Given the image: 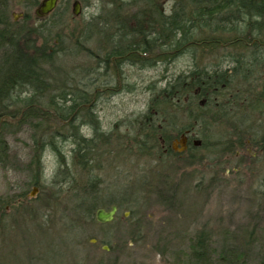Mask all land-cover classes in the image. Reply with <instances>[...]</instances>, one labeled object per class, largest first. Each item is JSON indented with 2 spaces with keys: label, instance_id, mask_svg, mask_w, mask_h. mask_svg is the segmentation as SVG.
<instances>
[{
  "label": "rangeland",
  "instance_id": "1",
  "mask_svg": "<svg viewBox=\"0 0 264 264\" xmlns=\"http://www.w3.org/2000/svg\"><path fill=\"white\" fill-rule=\"evenodd\" d=\"M38 1L0 0V5L5 4L11 17L17 18V29L27 25L38 30L34 35L38 47L45 39L49 41L47 46H58L56 61L45 68L52 78L50 94L58 95L66 86L85 90L91 97L87 105L93 108L104 131L117 129L115 133L126 140L127 133L136 135L139 122L146 121L153 88L157 92L163 90L194 68L188 56L158 63L153 68L131 64L125 57L119 59L122 64L119 62L121 70L117 73L106 71L103 66L98 71L99 57L95 55L102 44L101 31L89 35L87 29L100 27L98 17L106 13L105 3L78 0L81 11L75 15L76 0H58L52 15L39 18L35 13ZM160 2L168 13L172 1ZM126 12L131 16L134 8ZM24 14L28 23L21 20ZM101 29L107 27L102 25ZM230 46L217 53L243 52L244 60L250 61V47L241 52L234 50V44ZM239 46L236 44V48ZM204 55L210 57L203 64L212 65L213 52L209 50ZM248 66L251 69H246L245 75H236L226 94L216 99L217 110L209 113L211 125L203 130L200 123L192 129L195 140L202 138L206 147L190 153L189 146L182 149L179 144L175 155L158 149L148 156L139 152L134 141H129L122 142L123 147L114 142L99 151L103 169L97 175L102 182L96 189L107 196L118 192L123 202L109 223L91 224L83 218L78 223L72 213L80 200H76L67 184L66 173L76 172L67 122L51 119L46 123L44 145L48 148L43 154L37 187L31 185L34 177L29 165L34 156V132L29 125L16 123L20 118L11 121L13 125L3 135L8 154L0 162V264H184L191 257L200 232L209 236L215 253L224 246H235L247 250L248 264H260L264 251V148L255 143L264 136V67ZM30 94L24 90L20 97ZM185 114L180 113L178 126L188 124ZM214 119L217 122L213 123ZM129 122L136 126L135 130L125 127ZM80 130L92 137L90 126L85 124ZM50 133L63 152V162L48 144ZM202 143L196 147H202ZM150 168L171 176L179 186L173 207L156 203L154 188L143 185L150 182L141 178L148 175ZM57 175L59 181L64 180L62 186L60 182L53 183ZM86 176L87 173L85 180ZM35 188L37 192L32 196ZM61 188L64 190L59 193ZM138 189L139 193L135 192ZM79 197L85 199V195Z\"/></svg>",
  "mask_w": 264,
  "mask_h": 264
},
{
  "label": "trees",
  "instance_id": "2",
  "mask_svg": "<svg viewBox=\"0 0 264 264\" xmlns=\"http://www.w3.org/2000/svg\"><path fill=\"white\" fill-rule=\"evenodd\" d=\"M171 1L167 13L160 0H102L106 13L98 17L101 21L95 19L100 27L92 25L93 28L87 29L89 35L101 31L102 44L95 55L99 57L95 58L98 71L103 66L106 71L117 73L121 70L120 60L125 57L131 64L143 68H153L158 63L165 64L182 56H188L194 63V68L187 75L178 76L163 90L157 92L153 88L146 121L139 122L141 126L138 124L136 135L127 133L128 140L115 133L116 128L114 131L103 130L93 108L87 105L91 103V97L80 87L66 86L62 93L50 94L52 78L45 68L56 61L58 46H47L49 41L45 39L38 47L34 36L38 30L27 25L17 29V23L7 12L5 4L0 5V162H3L9 150L3 138L4 131L13 125L11 121L20 118L16 123L27 124L34 132V156L29 165L34 177L31 185L39 187L43 154L48 148L44 145L48 130L46 123L51 119L61 124L67 122L71 131L68 139L73 147L71 160L76 172H67L66 175L68 189H71L76 200H80L72 211L78 223L82 218L91 224L97 222L95 211L98 208L110 210L115 205L119 210L123 206L118 192L115 196H107L96 189L102 182L97 175V171L103 169L101 149L112 146L114 142L121 146L122 142L129 144V141H134L143 155L150 156L158 149L175 155L173 140H179L184 135L189 138L190 153L206 147L202 138V147L194 145L196 136H193L192 129L200 123L204 126L203 130L211 125L208 123L209 113L217 110L216 99L226 94L236 75L240 72L245 75L246 69H251L248 65L264 67V0ZM132 7L134 12L130 16L126 10ZM25 19L28 23L27 17ZM102 25L107 29H101ZM230 44H234V50L240 49L241 52L242 48L250 47V61L244 60L243 52L241 55L240 52L227 55L217 53L230 49ZM236 44L240 46L236 48ZM209 50L213 52L212 65L203 64L210 57L204 55ZM70 79L74 80L73 76ZM24 90L32 94L20 97ZM262 96L264 100V91ZM198 103L201 105L196 106ZM12 106H17L14 111L11 110ZM181 112L187 113V125L178 126ZM85 124L92 129L91 138L80 130ZM127 124L125 127L129 130L136 129L132 122ZM53 138L52 133L48 144L63 162V152ZM255 144L260 149L264 148V136ZM150 169L148 175L141 177L150 182L143 185L154 188L156 203L173 207L179 197V186L171 176ZM58 178L59 175L53 183L60 182L62 186L64 180L59 181ZM63 190L58 191L61 193ZM81 195H85V199L79 197ZM90 243V246H95ZM246 251L235 246H224L219 253H215L209 236L200 232L191 257L184 264H248ZM260 264H264V251L260 255Z\"/></svg>",
  "mask_w": 264,
  "mask_h": 264
},
{
  "label": "water",
  "instance_id": "3",
  "mask_svg": "<svg viewBox=\"0 0 264 264\" xmlns=\"http://www.w3.org/2000/svg\"><path fill=\"white\" fill-rule=\"evenodd\" d=\"M58 0H44L43 3L41 4V7L37 9L36 14L39 17H44L48 14H50L57 6ZM81 11V4L79 1H75L73 4V13L75 15H79ZM187 142L188 138L186 136H182L179 141H176L174 143V150L178 149V145L180 144L182 149L187 148ZM194 145L198 146L201 145V141L194 140ZM37 192V188L34 189L32 196L35 195ZM117 212V207L113 206L110 211H106L104 209H99L96 213V219L100 223H109L114 220V217ZM105 249L108 250V247H104Z\"/></svg>",
  "mask_w": 264,
  "mask_h": 264
},
{
  "label": "flooded vegetation",
  "instance_id": "4",
  "mask_svg": "<svg viewBox=\"0 0 264 264\" xmlns=\"http://www.w3.org/2000/svg\"><path fill=\"white\" fill-rule=\"evenodd\" d=\"M43 1H44V0H40V1H38V3L36 4V7H35V10H36V11H37L38 8L41 7V4L43 3ZM55 9H56V8H55ZM36 11H35V13H36ZM53 12H54V11H53ZM53 12H51L50 14H48V15H46V16H44V17H49L50 15L53 14ZM36 16L39 17L37 14H36ZM25 17H26V15L24 14V15L22 16V19H21V20H24ZM44 17H43V18H44ZM39 18H42V17H39ZM16 20H17V18H14V21H15V22H16ZM189 143H190V141H189V138H188L187 147L189 146Z\"/></svg>",
  "mask_w": 264,
  "mask_h": 264
}]
</instances>
